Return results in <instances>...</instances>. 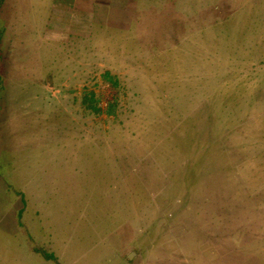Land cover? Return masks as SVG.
Listing matches in <instances>:
<instances>
[{"label": "rangeland", "instance_id": "rangeland-1", "mask_svg": "<svg viewBox=\"0 0 264 264\" xmlns=\"http://www.w3.org/2000/svg\"><path fill=\"white\" fill-rule=\"evenodd\" d=\"M0 52V264H264V0H0Z\"/></svg>", "mask_w": 264, "mask_h": 264}, {"label": "trees", "instance_id": "trees-1", "mask_svg": "<svg viewBox=\"0 0 264 264\" xmlns=\"http://www.w3.org/2000/svg\"><path fill=\"white\" fill-rule=\"evenodd\" d=\"M0 57H2L1 56V52H0ZM3 67H4V65L1 64V61H0V91H1V87H2L1 83L3 81V78L1 76V71L3 70ZM0 108H1V105H0ZM43 254H45L46 258H49V259H52L54 257L53 253H49V252H46V251H43Z\"/></svg>", "mask_w": 264, "mask_h": 264}]
</instances>
